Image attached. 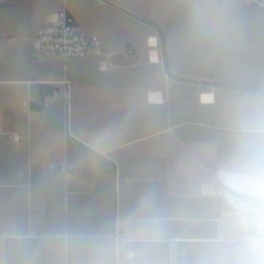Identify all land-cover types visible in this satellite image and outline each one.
I'll list each match as a JSON object with an SVG mask.
<instances>
[{"label": "crops", "instance_id": "0c3cea01", "mask_svg": "<svg viewBox=\"0 0 264 264\" xmlns=\"http://www.w3.org/2000/svg\"><path fill=\"white\" fill-rule=\"evenodd\" d=\"M204 2L0 0V264H88L87 238L145 195L167 218L159 259L192 249L224 101L264 90V9L218 0L226 30L199 37ZM62 10L100 37L101 55L65 64L33 51Z\"/></svg>", "mask_w": 264, "mask_h": 264}, {"label": "clouds", "instance_id": "9594fccd", "mask_svg": "<svg viewBox=\"0 0 264 264\" xmlns=\"http://www.w3.org/2000/svg\"><path fill=\"white\" fill-rule=\"evenodd\" d=\"M229 17L226 4L205 0L193 12V33L221 34ZM195 194L210 209L190 251L159 259L167 218L145 195L110 230L87 238L88 264H264V90L224 101L223 134Z\"/></svg>", "mask_w": 264, "mask_h": 264}, {"label": "built area", "instance_id": "2783aa9c", "mask_svg": "<svg viewBox=\"0 0 264 264\" xmlns=\"http://www.w3.org/2000/svg\"><path fill=\"white\" fill-rule=\"evenodd\" d=\"M247 5L264 9V0H243ZM33 51L48 58H58L65 64L79 61L90 55H101V39L98 35L88 33L77 21L66 11L62 10L51 15L39 28L32 39ZM108 57L111 54L107 55ZM66 98L71 96V85L66 83ZM29 101H24L25 110L29 109ZM21 136H13L14 141L20 140ZM52 172L67 173L68 165H49Z\"/></svg>", "mask_w": 264, "mask_h": 264}]
</instances>
